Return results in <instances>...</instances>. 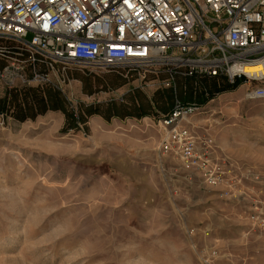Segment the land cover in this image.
Instances as JSON below:
<instances>
[{
  "label": "rangeland",
  "instance_id": "rangeland-1",
  "mask_svg": "<svg viewBox=\"0 0 264 264\" xmlns=\"http://www.w3.org/2000/svg\"><path fill=\"white\" fill-rule=\"evenodd\" d=\"M24 51L0 37V69ZM21 66L28 82L14 88L52 84L74 106L121 101L134 88L151 99L185 81L129 66L60 69L40 83L44 69ZM117 77L126 84L104 85ZM8 89L1 79L0 98ZM246 92L215 95L182 123L199 152L209 147L213 182L164 152L160 113L94 115L69 133L61 112L23 123L0 115V264H264V101Z\"/></svg>",
  "mask_w": 264,
  "mask_h": 264
},
{
  "label": "built area",
  "instance_id": "built-area-1",
  "mask_svg": "<svg viewBox=\"0 0 264 264\" xmlns=\"http://www.w3.org/2000/svg\"><path fill=\"white\" fill-rule=\"evenodd\" d=\"M0 37L20 42L26 53L0 69L9 88L28 82L25 62L46 71L35 75L40 83L60 69L133 66L145 74L241 82L246 99L264 101V0H0ZM201 109L177 102L161 116L162 146L213 182L209 147L199 152L182 125Z\"/></svg>",
  "mask_w": 264,
  "mask_h": 264
},
{
  "label": "trees",
  "instance_id": "trees-1",
  "mask_svg": "<svg viewBox=\"0 0 264 264\" xmlns=\"http://www.w3.org/2000/svg\"><path fill=\"white\" fill-rule=\"evenodd\" d=\"M155 75V74H151ZM178 77V76H176ZM184 77V82L176 81L171 88L157 90L152 98H148L140 89L134 88L121 101H110L103 104L86 105L79 102L73 105L63 92L52 84H45L36 88L23 87L8 89L0 98V115L12 118L17 122L35 120L49 112H61L65 116L62 133L80 131L86 127L89 118L100 115L106 120L113 118H138L160 113L161 116L171 113L177 102L184 105L196 104L200 107L214 99L215 95L236 90L241 82L230 83L226 78H210L193 75ZM83 83V91L92 95L97 87L91 79L78 77ZM208 81H212L208 83ZM98 85L102 81L97 79ZM201 84L202 87L196 86ZM126 84L119 77L107 81L104 85L120 87ZM160 116V117H161Z\"/></svg>",
  "mask_w": 264,
  "mask_h": 264
},
{
  "label": "bare ground",
  "instance_id": "bare-ground-1",
  "mask_svg": "<svg viewBox=\"0 0 264 264\" xmlns=\"http://www.w3.org/2000/svg\"><path fill=\"white\" fill-rule=\"evenodd\" d=\"M257 68H255V67H248L247 69H246V71L247 72H252V71H254V70H256Z\"/></svg>",
  "mask_w": 264,
  "mask_h": 264
}]
</instances>
